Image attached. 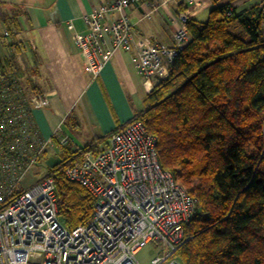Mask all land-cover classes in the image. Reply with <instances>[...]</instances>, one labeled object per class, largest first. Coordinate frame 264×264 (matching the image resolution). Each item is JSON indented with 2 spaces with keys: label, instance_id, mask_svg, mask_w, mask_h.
I'll return each mask as SVG.
<instances>
[{
  "label": "built area",
  "instance_id": "2783aa9c",
  "mask_svg": "<svg viewBox=\"0 0 264 264\" xmlns=\"http://www.w3.org/2000/svg\"><path fill=\"white\" fill-rule=\"evenodd\" d=\"M175 1L190 5L195 0ZM138 2L113 0L95 7L84 17L88 32L75 35L74 43L84 59V72L93 79L117 51L133 47L135 70L150 92L168 77L189 42L192 18L189 13L177 16L171 45L133 46L125 12ZM257 6L264 30V0ZM112 13L118 14L116 20H110ZM49 104L47 93L25 85L19 72L0 73V264H140L136 256L148 244L159 250L151 264H181L174 253L185 241L196 201L161 168L156 137L140 121L110 133L97 154H84L66 166V178L94 198L88 224L73 230L63 226L52 176L19 189L58 142L68 143L60 128L47 138L40 134L33 113Z\"/></svg>",
  "mask_w": 264,
  "mask_h": 264
},
{
  "label": "trees",
  "instance_id": "16d2710c",
  "mask_svg": "<svg viewBox=\"0 0 264 264\" xmlns=\"http://www.w3.org/2000/svg\"><path fill=\"white\" fill-rule=\"evenodd\" d=\"M235 1L213 8L204 22L191 19L189 42L133 119L156 137L161 168L196 201L174 253L181 264H264V30L258 6L244 17L232 9ZM23 15L0 2V38L16 35ZM11 70L20 72L15 59L0 58V73ZM104 141L76 149L58 142L59 161L47 175L69 230L90 222L94 198L65 168L97 154Z\"/></svg>",
  "mask_w": 264,
  "mask_h": 264
},
{
  "label": "crops",
  "instance_id": "0c3cea01",
  "mask_svg": "<svg viewBox=\"0 0 264 264\" xmlns=\"http://www.w3.org/2000/svg\"><path fill=\"white\" fill-rule=\"evenodd\" d=\"M221 1V5L229 2L195 0L196 7L192 8L194 4L189 5L186 1L139 0L125 12L133 28L132 44L171 45V34L177 27L180 13H189L193 20L204 22L212 6ZM260 1L237 0L231 7L244 17L252 18ZM0 2L6 7L17 6L24 13L18 17L21 30L14 36L0 38V58H14L23 83L35 91L47 93L48 108L33 113L42 137L47 138L60 128L68 139L69 148L73 149L70 143L73 139L67 131L69 126L64 129L69 122L75 133L80 132V138L88 139V144L104 139L98 146L102 150L110 133L121 129L144 111V99L149 91L132 62L133 47L117 51L93 79L84 72V59L74 43L75 35H84L89 30L84 17L95 7L110 4L113 0ZM117 18L116 13L110 16V20ZM4 28L0 23V33Z\"/></svg>",
  "mask_w": 264,
  "mask_h": 264
},
{
  "label": "rangeland",
  "instance_id": "374dc122",
  "mask_svg": "<svg viewBox=\"0 0 264 264\" xmlns=\"http://www.w3.org/2000/svg\"><path fill=\"white\" fill-rule=\"evenodd\" d=\"M261 2V1H260ZM259 2V3H260ZM258 3V4H259ZM222 1L219 3H215L212 6V9L215 6L221 5ZM257 4V5H258ZM208 19V18H207ZM235 31L239 30V25L237 23H235L232 27ZM263 36H264V31H263ZM21 59V57H20ZM69 126V127H68ZM68 127V134L72 137L73 141H71V146L73 149L83 147L86 144H88V139H84L83 137L80 138V136L78 134H80V132L77 134L75 133L72 128L71 125L69 124V122H67L64 125V129H67ZM51 135H49L50 137ZM71 139V140H72ZM76 144V145H73ZM46 159H43L41 162H39L35 168H33L28 175L26 176V178L24 179L23 183L20 185L19 189L20 190H24L27 189L28 187H30L31 185L35 184L36 181H38L40 178H42L43 176H45L48 173V168L52 167L55 163H57L59 161V151L58 149L55 150H51L49 151V153L47 154V157H45ZM159 254V250L156 249V247L152 244H148L147 246H145L136 256L138 262L140 264H151V260L156 257Z\"/></svg>",
  "mask_w": 264,
  "mask_h": 264
}]
</instances>
